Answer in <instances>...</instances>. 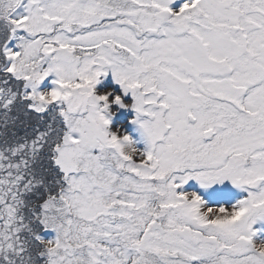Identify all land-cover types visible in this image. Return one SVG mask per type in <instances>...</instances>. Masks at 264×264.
Returning a JSON list of instances; mask_svg holds the SVG:
<instances>
[{
	"label": "snow or ice",
	"instance_id": "1",
	"mask_svg": "<svg viewBox=\"0 0 264 264\" xmlns=\"http://www.w3.org/2000/svg\"><path fill=\"white\" fill-rule=\"evenodd\" d=\"M0 264H264V0H0Z\"/></svg>",
	"mask_w": 264,
	"mask_h": 264
}]
</instances>
